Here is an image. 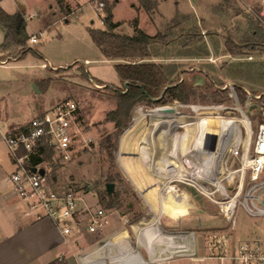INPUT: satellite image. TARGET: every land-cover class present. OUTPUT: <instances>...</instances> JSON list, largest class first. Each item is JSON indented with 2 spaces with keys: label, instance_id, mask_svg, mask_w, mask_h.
<instances>
[{
  "label": "rangeland",
  "instance_id": "1",
  "mask_svg": "<svg viewBox=\"0 0 264 264\" xmlns=\"http://www.w3.org/2000/svg\"><path fill=\"white\" fill-rule=\"evenodd\" d=\"M66 1L63 5L65 7L61 10L58 0H22L29 31L43 33L38 42L28 43L32 50L23 58L0 66V95L6 97L10 113L21 118L30 116L27 102H30L32 108L35 101L40 102L39 113L55 107L64 100H72L79 106L78 116L84 127L83 134L90 137L91 141L86 144L81 136L76 141L75 152L69 162L60 163L52 153H47L41 166L48 171L51 186L62 191L70 188L77 190L92 209L106 210L110 224L104 232L94 234L87 233L82 227L83 231L77 232L79 236L81 235L79 238L73 235L71 237L70 252L80 247V261L88 257L96 264L102 259H106L108 264H115L117 260L114 262L113 258L119 257H115L118 251L107 250L103 242L119 235L125 229L134 227L136 234L133 231L130 233L139 247L147 251L152 249L153 254H156L160 245L159 240L148 235L145 227L151 226L156 220L160 224L163 218L166 226L179 225L177 219L172 220L170 216L168 218L161 211L162 206H159V196L167 185L177 189L167 193L171 202L175 197L182 196L189 205L190 214H202L194 219L182 220L183 227L189 226L187 229H192V233L199 237L200 251L201 243H204L203 240L210 234H226L233 242L255 236L264 237V218L258 220L246 210L264 208V186L255 191V200H248V184L244 185L240 196L234 198L237 206L234 213L235 224L206 218L207 213L220 215L221 202L226 199L232 200L238 192L243 175L238 170L246 162L243 160L247 142L249 139L254 141L259 125L264 123V117L251 116V109L258 101L247 92L243 98L238 89L236 96H231L230 89H226L228 94L223 101L211 97L202 100L198 97L195 102L188 103L145 102L135 106L126 124L118 128L115 122L107 120L108 113L117 108V102L113 93L105 87L122 86L115 67L119 61L105 58L89 32L90 28H106L103 22L106 5L113 7L114 19L121 22L117 31L125 34L134 33L135 18H138L142 29L150 34H156L165 31L176 19L187 21L188 17H194V22H197L211 48L210 55L153 60L180 64L181 69H184L180 74L181 79L184 78L193 86L200 87L195 83L197 81L193 76L203 74L206 77L204 85L213 82L215 88H221L232 82L236 88L238 84H242L255 95L249 82L230 76V64L264 59V50L257 48L252 55L234 57L225 52V42L234 40L240 43L245 29L249 23L251 24L250 19L257 24H264L260 3L249 0H148L149 8H145L143 0H107L103 6L95 0ZM66 4H69V7ZM31 15L34 17H30ZM212 34L217 35L216 39ZM216 44L219 45V50H216ZM42 79L45 82H38ZM47 79L51 80L47 83ZM162 106H171L175 109L168 111L162 109ZM228 106L231 108H227ZM204 109H209L210 112L202 113ZM155 110L186 114L192 120L199 116H219L224 119L214 128L198 123L207 144L220 142L221 127L228 129V134L222 142H231L222 153L220 159L223 160L224 167H221L218 173L214 170L217 160L203 156L202 162H205L203 165L206 166L202 171L207 169L209 172L206 176L199 173L198 180L205 191L193 183L196 179L191 178L194 167H187L179 156L174 158V162L171 154L165 151L167 148L164 145L165 130H160L161 128L158 134H162L163 151L160 156L156 155V145L149 139L150 126H157L160 122L171 119L172 114L161 116L155 114ZM143 112L151 114L140 117ZM239 119L247 120L249 129L239 122ZM168 145H173V142ZM0 146L6 150L7 145L3 141L0 142ZM207 149L204 145L201 151L205 152ZM145 153L149 154V158ZM4 158L6 163L9 162L7 155H4ZM199 162L198 167L201 165ZM170 170L171 172L176 170L177 173L180 170L181 173L172 176ZM108 182L115 183L116 197L111 201L101 202L100 191L106 190ZM127 241L121 242L124 250L130 247ZM61 247L67 250L65 244ZM181 247L182 245H177L176 249H179L178 254L183 256ZM68 264L78 263L76 259L69 257ZM145 264L155 263L152 261ZM163 264L198 263L183 257Z\"/></svg>",
  "mask_w": 264,
  "mask_h": 264
},
{
  "label": "built area",
  "instance_id": "2",
  "mask_svg": "<svg viewBox=\"0 0 264 264\" xmlns=\"http://www.w3.org/2000/svg\"><path fill=\"white\" fill-rule=\"evenodd\" d=\"M249 1L260 3L264 17V0ZM99 4L104 5V3ZM42 33L33 34L30 36V41L32 43L38 42ZM43 66H46V64H43ZM221 88L224 90L230 89L229 94L231 96H236L238 89L232 82H228ZM243 89L258 101V104L255 105L264 115V93L252 95L249 90L244 87ZM224 108L226 107L224 106ZM227 108L231 107L228 106ZM78 110L77 103L72 100H64L55 107L34 115L25 127H19L3 134V140L15 165V170L9 176L13 189L26 201L27 206L37 219L47 218L52 220L65 235H71L75 232L81 233L83 231L82 227L90 234L104 232L110 224V218L106 210L103 208L94 210L89 205L83 204L84 200L75 189L70 188L62 191L51 186L47 170L44 175L39 171L34 172L32 170L33 167H42L43 162L34 165L32 160L36 155L44 158V154L40 153V150L46 145L53 149L56 161L67 163L74 155L76 141L79 137L82 136L86 144L91 141L90 137L83 134V126L79 120ZM239 120L249 129L247 120ZM247 143L243 160H247V162L235 197L240 196L244 185L248 184V200H255V191L264 186V123L259 125L254 141L249 139ZM234 198L221 202L220 215L207 213L206 218L212 221H222L226 224H235L234 213L237 206ZM232 201H234V206H232ZM246 210L258 220L264 218V208ZM195 215L199 217L202 214L195 213ZM159 230L162 236L158 238L160 245L158 252H156L158 257L153 260L155 264L170 263L176 258L183 257L189 258L198 264H264V237L262 236L233 242L226 234H210L203 240L204 243H201L202 251H200L199 237L195 236L192 230L183 228L181 224L159 228ZM110 241V238H108L103 242L107 250L112 247L113 243L111 242L110 245ZM185 244H187L186 247H183ZM177 245H182L180 250H183V256L178 254L180 251L176 249ZM167 247L172 249L166 250ZM116 249L118 253L115 257L122 253L120 246H117ZM150 251L153 253L152 249ZM113 260L117 259L113 258ZM85 262V264H90L86 260ZM97 264L102 263L98 260Z\"/></svg>",
  "mask_w": 264,
  "mask_h": 264
},
{
  "label": "trees",
  "instance_id": "3",
  "mask_svg": "<svg viewBox=\"0 0 264 264\" xmlns=\"http://www.w3.org/2000/svg\"><path fill=\"white\" fill-rule=\"evenodd\" d=\"M95 1L99 3L107 2V0ZM147 2L148 0H143L145 8H149ZM59 3L62 4V1L60 0ZM250 20L251 24L249 23V26L245 29L240 43L234 40L225 42V52L229 55L234 57L248 56L252 55L257 48L264 50V24L260 25L252 19ZM133 21V34L118 32L117 29L121 22L115 21L113 7L106 5L105 15L103 16L106 28L89 29L93 42L99 47L105 58L119 61L115 67L122 86L115 88L106 85L105 87L113 93L117 102V108L107 115L108 121L115 122L118 128L124 126L131 110L145 102L171 103L180 101L188 103L195 102L198 97H201L202 100L209 97L218 101L225 99L228 92L221 88H215L214 83L211 81L210 84L200 87L193 86L186 80L181 81L180 74L184 69H181L180 64L153 60L157 58L210 55L211 48L197 22H194V17H188L187 21L176 19L165 31L156 34H150L142 29L139 26L138 18ZM0 25L5 30V40L0 47L2 52L0 59H21L32 50L28 44L30 35L26 31L25 22H22L19 29H16L14 15L6 12L1 6ZM212 37L216 39L217 35L212 34ZM216 50H219L217 44ZM230 72L231 77L249 82L255 95L260 92L264 93V59L233 62L230 64ZM50 80L47 79V83ZM39 81L45 82L43 79ZM94 82L104 84V82ZM238 85V92L245 98L246 91L243 89V85ZM167 86L170 87L166 90L162 100L156 102L154 99L159 98ZM161 108L168 111L175 109L171 106H162ZM251 116L264 117L257 106L251 109ZM22 127H25V125ZM40 153L44 155L52 153L54 155V151L49 145L42 147ZM44 161V158L37 155L32 160L34 165ZM58 162L60 161L58 160ZM99 196L100 201L104 202L105 200L115 199L116 194H108L105 190L100 191ZM53 264H61V262L56 260Z\"/></svg>",
  "mask_w": 264,
  "mask_h": 264
},
{
  "label": "crops",
  "instance_id": "4",
  "mask_svg": "<svg viewBox=\"0 0 264 264\" xmlns=\"http://www.w3.org/2000/svg\"><path fill=\"white\" fill-rule=\"evenodd\" d=\"M59 1L60 0H58V3ZM61 1L62 4L59 3V6L62 10L65 7L63 5H65L64 1L66 0ZM68 5L69 4H66L67 7H69ZM0 6L9 14L14 15V25L16 29H19L21 23L25 22L27 33L30 36H32L33 34H37L31 33L29 31V23L24 17L25 11L22 7V0H0ZM30 17H34V15H31ZM4 40L5 30L0 25V47L3 44ZM29 42H31L30 39ZM1 55L2 52L0 49V56ZM18 60L20 59H0V66H6L10 61ZM5 98L6 97L0 95V142L3 141L4 143L5 141L3 140V134L7 133L10 130H14L28 124L30 118L38 114L41 108V103L38 101L34 102L33 108L31 107L30 102H27V111L29 110L31 117H17L14 114L10 113L9 109H7V100ZM0 153V264H35L34 262H37V264H53L56 260H59L61 264H68L69 257L76 259L78 264H85V260L90 264H96L94 263V260L91 261L90 259H88V257H84L83 260L81 259L80 261V247L78 249L75 248L74 251L70 252L72 247V235L76 238H79L81 235L79 236L77 232L71 235H65L60 231V229L52 220L47 218H36L35 214L32 213L27 206L26 201H24L15 192L12 183L9 181V176L15 170V165L10 157L7 146L6 150L0 148ZM4 155H7V157L9 158V162L6 163ZM193 156V159L196 162L198 156L195 154ZM202 168H204V166ZM202 168L198 167L197 165L194 166V171L192 172L193 177H191L196 178L194 179V184L201 186L202 184L199 183L198 178L199 173H202L200 172L202 171ZM178 173L176 174L177 176L180 175L181 171L179 170ZM197 173L198 175L195 176V174ZM175 190L177 189H175L174 187H172L171 189H167L166 186V188L161 191V194L159 196V206L161 205L163 207L164 204H167V207H171L172 210L173 207H177L178 209L176 213L169 209H164L162 210V212H164L167 217L170 216L171 218H168L172 220L177 219L179 225L181 224V226L183 227L182 220L184 218L194 219L197 218V216L195 215V213L190 214L189 205L185 201L184 197L177 196L174 198L173 202L170 201L167 193ZM203 190L205 191L204 187ZM84 203L85 202H83V204ZM157 226L158 229L170 227L165 225L164 218L160 220V224H158ZM188 227L189 226L185 225L183 228L187 229ZM148 228L149 226L145 229L147 234L151 231H149ZM135 230L136 229L134 227H130L128 229H125L119 235H115L113 238H110V245L111 242L113 243L111 249L117 250V246H120L123 251L121 254H119L118 258H115L117 259L116 264H145L155 260L158 257L150 250H143L139 247V245L135 242L134 237L130 233V231H133L135 233ZM161 236L162 235L158 234L154 236L152 235V238L158 239L161 238ZM122 237H124L123 240H128L127 242L130 244V247L125 250L123 249V246L121 244L123 240H121L120 238ZM62 244H65L67 246L68 251L66 249H62ZM142 250L145 252V256ZM99 261L102 264H108L105 259Z\"/></svg>",
  "mask_w": 264,
  "mask_h": 264
},
{
  "label": "bare ground",
  "instance_id": "5",
  "mask_svg": "<svg viewBox=\"0 0 264 264\" xmlns=\"http://www.w3.org/2000/svg\"><path fill=\"white\" fill-rule=\"evenodd\" d=\"M154 113L161 115V116L162 115L163 116L164 115L169 116L170 114H172L171 119H168L166 121H162L157 126H155V125L150 126V131L148 133L149 139H150L151 143H154L156 145V155L160 156L162 151H163L162 150V141H161L162 134L159 135L160 133L158 134V132L160 130H165L164 136L166 137V139H165L164 145H165V147H167L165 151H167L169 154H171L173 160L176 156H179L182 159V161H184V163L186 164L187 167H189V166L194 167L197 165L196 162L200 161L199 164H201L200 167L202 168L203 166H206V165H203V164H205V162H202L204 159L203 156H205L206 158L210 156V158L217 160L216 165L214 167V170H216L215 172L218 173L220 168L224 167L222 164L223 160H221L220 158L222 156V153L225 152L224 149L227 146H229L231 144V142H222V143L216 142V143H213L211 145L207 144L206 138L204 137V135L201 131V128L198 125V123H203V124H207L210 128H214L215 125L224 121V119L222 117H219V116H215V117L214 116H203V117H201V116H199L196 119L192 120L191 117L186 115V114H177V113L173 114V113L162 112V111H157V110H155ZM145 114H151V113L143 112L140 117L144 116ZM182 121H185V122H182ZM159 128H161V129L159 130ZM178 129L181 131H179ZM170 142H173V145H171V146L168 145V143H170ZM204 145H206L208 148L207 151H205V152L201 151V149H203ZM195 148H197V150ZM233 151H234V149H233ZM194 154L198 156L196 162L193 159ZM145 156L148 157L149 154L145 153ZM174 162H175V160H174ZM246 162L243 163V167L238 170L241 173H242L243 169L245 168ZM195 169H197V168H195ZM158 172H160V171H158ZM200 172H202L201 174L206 175V174H208L209 171L207 170V171H200ZM176 173H177L176 170L174 172H171V170H170V174L172 176H174V175L176 176ZM231 173L233 174V171H231ZM172 176H171V178H172ZM198 186H200L203 189V186H201V185H198ZM171 188H172V186L167 185V189H171ZM235 195L232 198H234ZM233 203H234V201H232V206H234ZM164 209L172 210L171 207H169V208L167 207V204H164V206L161 208V211ZM177 209H178L177 207H173L172 211L174 213H176ZM157 225H158V223L156 220V222L154 224L149 226L148 229H149V231L150 230L151 231L148 232L149 233L148 235H151V237H152V235L154 236L157 234L162 235L160 230L157 228L158 227Z\"/></svg>",
  "mask_w": 264,
  "mask_h": 264
},
{
  "label": "water",
  "instance_id": "6",
  "mask_svg": "<svg viewBox=\"0 0 264 264\" xmlns=\"http://www.w3.org/2000/svg\"><path fill=\"white\" fill-rule=\"evenodd\" d=\"M193 78L197 81V82H195V83H197V85H200V86L204 85L205 82H206V77H205L203 74H195V75L193 76ZM189 79H190V78H189ZM182 80H184V78H182L181 81H182ZM193 84H194V82H193ZM126 85H127V84H126ZM170 86H171V85H170ZM170 86H167V87L164 89L162 95H161L159 98H155L154 100H155L156 102L161 101L162 98H163V96H164V94H165V92H166V90H167ZM35 88H36L37 92H39V90H38V88H37L36 85H35ZM209 112H210L209 109H204V110H202V113H209ZM227 134H228V129L225 128V127H221V129H220V136H219L220 143L222 142V140L224 139V137H225ZM32 170H33L34 172L39 171V173H41L42 175H44L45 172H46V169H45L44 167H41V168L33 167ZM106 190H107L108 194H112V193H114V191H115V183H114V182H108V183L106 184Z\"/></svg>",
  "mask_w": 264,
  "mask_h": 264
}]
</instances>
